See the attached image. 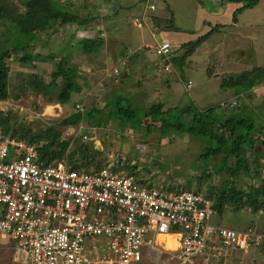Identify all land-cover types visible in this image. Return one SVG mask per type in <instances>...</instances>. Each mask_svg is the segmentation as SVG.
<instances>
[{"label": "rangeland", "instance_id": "374dc122", "mask_svg": "<svg viewBox=\"0 0 264 264\" xmlns=\"http://www.w3.org/2000/svg\"><path fill=\"white\" fill-rule=\"evenodd\" d=\"M14 1L18 2V0ZM64 1L70 2L71 0ZM75 1L74 4L78 11L95 17L96 28L84 30V28L77 29L76 26H69L68 33L61 35L55 33L54 38H52L53 36L50 37V33H48L42 42L36 43L37 46L35 48L26 50L24 53H20L17 56L18 58L12 59L8 63L10 67V97L7 101H0V110H14L20 115L24 124L29 125L31 122H36V127L43 128L45 125H50V123H55L75 113L78 103L85 104L86 107L93 104L104 105L105 93L110 94L114 90L113 85L116 87L121 86L118 82L112 83V80L106 82L107 85L102 86L106 78L111 76L112 66L114 67V64L118 61L116 55H118L120 49L126 46H133L137 41L141 40V43H144L143 47L149 46L146 50L148 52V60L139 63L138 60L130 59L129 66L124 70L130 74L132 81L124 86L123 89L125 92H133L135 94L136 98L140 100L139 106L141 103L144 104V100H147L148 104H152L171 96L172 103L180 107L192 106L200 110L217 108L218 114L221 113L222 115H231L234 112L230 107H221L222 102L234 99L231 98L230 89L223 87V84L227 82V78L232 76V72L229 70L221 71L223 67L220 64L217 65L218 62L214 59L212 60L211 56L206 55L207 50H202L201 53L196 54L192 59L189 58L179 70L174 72L176 77L171 75L167 79L169 81L165 82L163 80L166 77L164 72L155 70L154 61L156 54L152 50L158 43L166 42L163 40H169L175 43L177 47H181L187 42L195 41L199 36L207 32L208 29H206L205 25L207 21L209 22L207 25L212 22L214 26L217 23L224 25L232 23L235 10L229 8V4H223L217 0ZM151 5H155L156 9L151 10ZM231 5L235 7L236 4ZM123 8L124 10L122 11ZM19 9H23V7L19 5ZM68 9L71 10L72 6H68ZM251 16L259 21H264V0L256 7L245 9L242 14H237L241 21L244 19L245 21L250 20ZM136 17L142 19V28L134 25L133 21ZM169 25H171V28H168ZM0 31H6L5 27H1ZM79 33L84 34L83 37H80ZM213 36L209 42L210 46L211 44L214 45L215 41H218L223 35L218 32ZM84 37L91 39L102 37L105 41L102 50L99 53L89 55L80 53L77 42ZM260 38H264V35L260 36ZM257 39L260 40L259 37ZM66 40L72 42L73 60L72 62L70 61V64L76 65L79 69L77 82L80 90L73 95L70 102L63 105L56 99V95L61 91L63 85L62 80L59 81V87L51 97L53 100L50 102H47V99L42 94L35 93L31 86L25 82V79H28L31 73L40 72V77L46 83H49L51 81V67L46 65L45 68L43 63H38L37 61L38 69L33 70L28 66L22 65L19 57L26 54L36 56L42 53V55H45L50 50L52 53L57 52L62 56L64 55L63 47ZM260 42L262 43L264 40ZM214 47L212 46V48ZM201 48H203V45ZM259 48V52L263 51V44H260ZM227 61L230 63V59ZM225 62L226 60L222 62V65ZM139 69L142 72H139ZM213 71L217 74L211 77V72L213 73ZM137 81L143 82V84H139ZM189 81L192 84L190 88L187 87ZM22 86L26 88L22 89ZM143 86L146 88L142 89ZM14 95H19V99L15 100ZM241 96L237 99L238 102L244 101ZM263 107L264 105L259 108L264 116ZM241 113L244 114L242 117L256 119V123L259 124L258 120L260 119L255 112ZM78 126L62 127L63 138H79L84 133H92V126L86 124L88 130L85 129L84 132L79 130ZM70 127H73L74 130ZM93 128L97 129L96 138L100 140L99 146L95 144V147L104 152L103 156H98V158L103 160V167L119 159L131 163L136 161L140 170L143 167L148 168V171L145 170L142 174V177L147 180L146 185H156L171 192L190 189L206 191L213 180V178H208V180L202 178L203 168L212 164L213 160L212 158L198 159L202 155L205 146L199 139L194 140L186 134L163 138L156 131H152L146 137L143 133L135 132L130 128L121 131L116 121H111L105 128ZM165 161H168V164L166 163L164 172H161V167L165 164ZM262 164L264 165V162ZM125 172L127 173V171ZM188 179H192L191 185H189ZM224 179L225 176L219 175L215 185L220 188ZM239 182L244 189L250 185L249 180L244 179V181ZM261 183L262 181L260 180L253 182L254 185H260ZM212 222L235 229H244L249 226L257 228L259 225V229L262 231L264 230V211L258 213L250 208L235 211L230 208L222 215L216 214ZM10 242V239L4 240L0 238V264H15L13 258L16 259V254L13 244ZM6 243L10 244L6 245ZM165 243H159L158 245L161 249L155 252H157L156 255L158 256L162 254L160 264H171L172 260L165 262L168 257L164 249L169 250ZM261 252V249H258L252 251V253L244 254L243 251L237 250L235 254L236 259H238L237 264H264V254ZM242 260L244 262L240 263ZM141 264H153L146 252H144Z\"/></svg>", "mask_w": 264, "mask_h": 264}, {"label": "built area", "instance_id": "2783aa9c", "mask_svg": "<svg viewBox=\"0 0 264 264\" xmlns=\"http://www.w3.org/2000/svg\"><path fill=\"white\" fill-rule=\"evenodd\" d=\"M133 23L143 27L139 17ZM154 51L170 61V42ZM127 66L125 59L110 75ZM164 66L169 70L171 63ZM237 105V98L221 103ZM85 110V104L76 105L75 112ZM86 124L79 130H88ZM91 129L81 138L99 146L97 129ZM216 214L204 194L142 184L118 160L94 171L67 159L44 165L36 144L0 130V237L11 240L20 264H141L144 252L160 263L162 254L155 251L168 236L178 246L164 249L174 264H234L237 250L260 249L264 233L215 224Z\"/></svg>", "mask_w": 264, "mask_h": 264}, {"label": "trees", "instance_id": "16d2710c", "mask_svg": "<svg viewBox=\"0 0 264 264\" xmlns=\"http://www.w3.org/2000/svg\"><path fill=\"white\" fill-rule=\"evenodd\" d=\"M217 1L223 4L238 5L233 19L237 21L238 13L256 7L261 0ZM74 2L76 1L18 0L16 3L14 0H0V28L5 27L6 29V31H0V101H7L10 97V67L8 63L12 59L26 50L35 48L36 43L42 42L48 33H50V37L54 38L55 33L59 35L68 33L69 26H76L77 29L84 28V30L96 28L95 17L78 11ZM19 5L23 9H19ZM68 6H72V9H68ZM168 28H171V25ZM219 28L214 27L208 34L200 36L195 41L185 43L180 47L181 51H172L170 61H165L164 57L157 56L156 69L168 65V63L173 65V73H168L167 77L163 78L164 82L169 81L167 79L171 75L175 76L174 72L179 70ZM83 35L79 33L80 37ZM104 43L102 37L98 39L84 37L77 42L78 50L83 55L99 53ZM147 48L143 47L134 52H132L134 45L120 49L116 55L118 61L114 66L125 59L128 60V66L130 59L138 60L139 63L146 62L148 60ZM63 49L64 55L62 56L60 53H52L50 50L45 55L42 53L36 56L23 55L19 57V61L22 65L33 70L38 69L39 62L43 63L45 68L46 65L51 67L49 83L40 77V72L31 73L25 82L31 86L35 93L42 94L47 99L46 101L50 102L59 87V81L62 80L63 85L61 91L57 93L56 99L65 105L71 101L73 95L80 88L77 82L79 69L76 65L70 64V61L73 60L72 42L66 40ZM124 69L126 67L122 69V75L107 77L102 84L105 86L106 82L110 80L112 83L121 84L119 87L113 85L114 90L110 94L105 93L104 105H89L85 112H75L55 123L45 125L43 128L36 127V122H31L29 125L24 124L20 115L14 110H0V130L6 135L36 144L44 165L57 159H67L70 164L87 171L99 170L103 167V160L98 156H103L104 152L96 148L94 143L83 141L81 137L63 138L62 127L77 126L84 121L92 127L101 129L108 126L111 121H116L121 131L130 128L135 132L143 133L146 137L152 131L159 132L163 138L186 134L194 140L199 139L205 145L203 153L198 159L212 158L213 160L212 164L203 168L202 175L204 180H208V178H213V180L206 191L199 189L196 191L211 199L218 215H222L230 208L235 211L244 208H250L258 213L264 211V165L262 164L264 162V124L259 120V124H257L256 119L253 118L242 117L244 114L241 113L240 102L232 108L234 112L231 115L218 114L217 108L200 110L192 106L180 107L172 103L171 96L169 97L171 101L167 98L148 104L147 100H144V104L141 103L139 106L140 100L133 92L123 91L124 86L132 81V77ZM139 72H142L141 69ZM263 79L264 68L257 67L252 71L228 77L223 87L233 89L234 99H238L241 92L250 90L260 84ZM139 81L137 83L143 84ZM25 88L22 86V89ZM145 88V86L142 87V89ZM14 98L18 100L19 95H14ZM118 161L120 169L127 171L128 174H135L142 184L146 183L147 180L142 177V174L145 170L148 171L147 167L140 170L136 161L133 163L120 159ZM167 162L165 161V164L162 165L161 172H164ZM219 175L225 176L220 188L215 185ZM244 179L250 181V185L246 189L239 184V181H244ZM258 180L262 183L254 185L253 182ZM188 183L191 185L192 179H188ZM249 227L236 229L245 230ZM253 228L264 233V230L259 229V225L257 228ZM260 249L264 254V243Z\"/></svg>", "mask_w": 264, "mask_h": 264}, {"label": "crops", "instance_id": "0c3cea01", "mask_svg": "<svg viewBox=\"0 0 264 264\" xmlns=\"http://www.w3.org/2000/svg\"><path fill=\"white\" fill-rule=\"evenodd\" d=\"M261 1H260V3H261ZM228 7L233 8V10L236 11V9L238 8V5H235V7H233L231 4H229ZM242 13L243 12H241L240 14H242ZM207 23H209V22L207 21L205 24L207 27L206 29H208L205 34H208L210 31H212L214 27H220L214 34L221 32L223 36L218 41H215L214 45L211 44V46H210L209 42L212 40V37H214L213 36L214 34H213L210 37V39L207 40V42H205L203 44L204 49L201 48L202 47L201 46L197 50V52L192 57H190L191 59L196 54L201 53L202 50L203 51L207 50L208 52L206 55L211 56L212 60L214 59L215 61L218 62L217 65L220 64V66L223 67L221 69V71L229 70L230 72H232V75H237L240 73L249 72V71H252L254 68H257V67L264 68V50L259 52L260 44H263V46H264V42H262V43L260 42L261 40H264V38H260V36L264 35V21H259L255 17L251 16L250 20H247V21H245V19L243 21H241L237 17V21L232 20V23L227 24V25L217 23L214 26L212 24V22H211V24H208V25H207ZM205 34H203V35H205ZM257 37H259L260 40H258ZM163 41L170 42L169 40H163ZM141 42H142L141 40L137 41L136 44H135V42H133V44H135V45H134V49L132 50V52L139 50L140 48L143 47L144 43H141ZM170 43L172 46V51H176V50L181 51V50H179L180 47H177V45L175 43H173V42H170ZM158 44H160V43H158ZM212 46H215V47L212 48ZM146 47H149V46H146ZM152 50H153V52H155L154 47ZM173 53H175V52H173ZM156 59H158V58L155 55V61H156ZM229 59H230V63H228L229 61H227ZM224 60H226V62H225V64L222 65V62ZM208 66H210V65H208ZM172 67H173V65H171L169 70H166L165 66L161 67L160 69L155 68V70L156 71L162 70L164 72V76H165L168 73L172 72V70H173ZM216 74L217 73L214 71H213V73L211 72V77H213ZM191 86H192V84L189 81L187 84V87L190 88ZM230 91H231V96H232L231 98H234L235 94H234L233 89ZM240 95H242L241 96L242 100H244L243 102H240L241 108H242L241 111L244 113H250L251 111L255 112L256 116L260 119L259 121L264 124V116L262 115V112L260 109L264 105V79L261 81L260 84H257L256 86H254L253 88H251L248 91H245L243 93L241 92ZM165 238L166 237H164V240H165ZM1 239L7 240L5 238H1ZM164 242H166V241H164ZM10 243H6V245L10 244ZM250 253H252V252H250ZM235 254H236V252H235ZM166 255L168 257L167 258L168 260H166L165 262H168L171 260V255L168 253ZM244 258H246V257H244ZM237 260L238 259H236L235 255H234V264H237ZM243 260L240 261V263H243L244 262ZM13 262L15 264H17V263L20 264L18 261L16 263L15 258H13ZM151 262L153 264H160V263H155L152 260H151ZM171 264H174V261H172Z\"/></svg>", "mask_w": 264, "mask_h": 264}, {"label": "bare ground", "instance_id": "6f19581e", "mask_svg": "<svg viewBox=\"0 0 264 264\" xmlns=\"http://www.w3.org/2000/svg\"><path fill=\"white\" fill-rule=\"evenodd\" d=\"M165 241H166L165 244L167 245L168 248L177 247V242L173 236H168L167 239L165 238Z\"/></svg>", "mask_w": 264, "mask_h": 264}]
</instances>
